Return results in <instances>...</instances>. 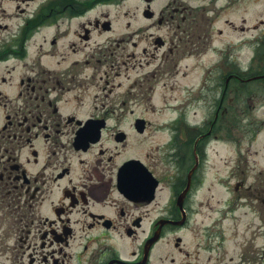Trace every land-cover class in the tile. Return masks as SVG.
Here are the masks:
<instances>
[{
    "label": "flooded vegetation",
    "instance_id": "obj_1",
    "mask_svg": "<svg viewBox=\"0 0 264 264\" xmlns=\"http://www.w3.org/2000/svg\"><path fill=\"white\" fill-rule=\"evenodd\" d=\"M217 2L0 0V264H264V31Z\"/></svg>",
    "mask_w": 264,
    "mask_h": 264
},
{
    "label": "rangeland",
    "instance_id": "obj_2",
    "mask_svg": "<svg viewBox=\"0 0 264 264\" xmlns=\"http://www.w3.org/2000/svg\"><path fill=\"white\" fill-rule=\"evenodd\" d=\"M240 4L238 5V11H236V3L232 6H226L222 0H218L217 6L224 5L226 6L225 12L219 17L217 23L214 25L216 28L223 29L224 36L226 39H233L237 36L241 41L251 40L252 37H255L261 34L264 31V0H239ZM229 19L233 21V25L239 28V31L233 30L231 27L224 25V20ZM242 61L250 54V49L246 46H242L241 50ZM242 92L246 95L249 92V87L242 89ZM157 105H161V102H155ZM238 109L234 112L229 109L230 114L228 115H252V112H257V104H254V101L250 97L241 98L240 102L236 104ZM225 107L229 106L227 100H225ZM237 111V112H236ZM263 113L259 115H264ZM239 112V113H238ZM242 143H248V136L244 135L241 138ZM229 144V143H228Z\"/></svg>",
    "mask_w": 264,
    "mask_h": 264
}]
</instances>
